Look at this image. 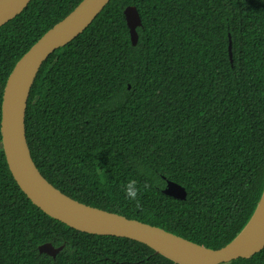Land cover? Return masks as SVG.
Wrapping results in <instances>:
<instances>
[{"label": "trees", "instance_id": "1", "mask_svg": "<svg viewBox=\"0 0 264 264\" xmlns=\"http://www.w3.org/2000/svg\"><path fill=\"white\" fill-rule=\"evenodd\" d=\"M80 1L31 0L0 26V121L14 65ZM127 5L142 20L136 45ZM25 126L36 165L67 195L224 246L264 188V0H110L42 64ZM164 177L183 185L186 199L164 194ZM130 180L136 200L125 193ZM48 241L65 244L54 258L39 253ZM0 264L175 263L41 210L12 176L0 131ZM221 264H264V248Z\"/></svg>", "mask_w": 264, "mask_h": 264}, {"label": "water", "instance_id": "2", "mask_svg": "<svg viewBox=\"0 0 264 264\" xmlns=\"http://www.w3.org/2000/svg\"><path fill=\"white\" fill-rule=\"evenodd\" d=\"M30 1L0 0V26L19 15ZM109 1L81 0L33 43L7 77L2 94L0 131L1 144L12 176L26 196L49 216L80 231L140 241L175 264H221L238 257L253 256L264 248V188L252 216L241 231L224 246L211 248L160 226L72 198L52 184L32 158L25 116L30 91L39 69L51 53L82 33ZM124 14L131 44L136 45L139 38L137 28L142 25L140 13L135 5H127ZM228 51L233 61L231 40ZM162 191L179 199H186L187 196L185 187L170 179H166ZM64 246H54L48 241L39 244L38 250L54 258Z\"/></svg>", "mask_w": 264, "mask_h": 264}, {"label": "clouds", "instance_id": "3", "mask_svg": "<svg viewBox=\"0 0 264 264\" xmlns=\"http://www.w3.org/2000/svg\"><path fill=\"white\" fill-rule=\"evenodd\" d=\"M147 187V186H145ZM126 196L132 200H136L139 194V188L137 187L136 180H130L125 186Z\"/></svg>", "mask_w": 264, "mask_h": 264}]
</instances>
